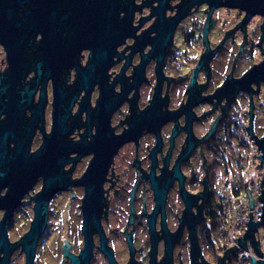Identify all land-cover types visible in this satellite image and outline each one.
Masks as SVG:
<instances>
[{
	"label": "flooded vegetation",
	"instance_id": "1",
	"mask_svg": "<svg viewBox=\"0 0 264 264\" xmlns=\"http://www.w3.org/2000/svg\"><path fill=\"white\" fill-rule=\"evenodd\" d=\"M190 1L63 18L12 72L0 44V264H264L222 203L264 144V4Z\"/></svg>",
	"mask_w": 264,
	"mask_h": 264
},
{
	"label": "water",
	"instance_id": "2",
	"mask_svg": "<svg viewBox=\"0 0 264 264\" xmlns=\"http://www.w3.org/2000/svg\"><path fill=\"white\" fill-rule=\"evenodd\" d=\"M63 0H0V44L6 47L10 61V71L12 72L16 68L17 56L19 51L17 47H20L22 41L27 37V33L31 31L43 32V30H54L58 28L57 24H60L61 19L67 20L70 27H73L78 35L88 30H94L100 34H107L110 29H113V20L116 16L119 5H116L115 0H68L69 5L63 6ZM159 12L163 8L166 0H158ZM217 0H191L187 7H191L193 4H201L208 2L210 5H215ZM255 4H264V0H252ZM249 2L250 1H246ZM244 2V3H245ZM250 5V4H249ZM22 9V15L18 17V11ZM157 9V10H158ZM62 12V18H57V15ZM90 13V15H88ZM57 25V26H56ZM44 33V32H43ZM167 42V38L163 41V44ZM40 63H37L38 73L40 74ZM262 154L258 155L264 163V144H256ZM254 156H256L254 154ZM259 166L261 165L258 164ZM255 171L250 172V178L253 177ZM246 178V187L249 195L250 211L247 215V222H245V232L240 235L236 247L242 246L248 252L246 248L247 240L254 246V250L257 251L259 243L255 238V233L259 227L264 229V178L260 182L261 194L258 195L260 201H263L262 214L260 220L252 219V209L254 205V198L250 194L248 187V180ZM249 254V252H248ZM264 256V255H263ZM252 262L256 264L254 258Z\"/></svg>",
	"mask_w": 264,
	"mask_h": 264
},
{
	"label": "built area",
	"instance_id": "3",
	"mask_svg": "<svg viewBox=\"0 0 264 264\" xmlns=\"http://www.w3.org/2000/svg\"><path fill=\"white\" fill-rule=\"evenodd\" d=\"M254 154L256 156H254ZM262 152L257 149V147L248 148L246 151L247 162L244 167L243 175L241 178L235 180L231 183L223 197V213L229 221V232L228 238L231 244L235 245L237 240L234 238L240 237L245 232V222H247V215L250 211L249 195L245 184L246 178H250V172L255 171L250 180H248V187L250 189V194L252 199L254 198V205L252 209V219L260 220V215L262 214L263 201L261 202L258 198V195L261 194V185L260 182L262 177L264 178V163H262L261 158L258 156ZM261 165L259 166L258 164ZM255 233L256 240L261 238V235L258 232ZM247 250L250 253L252 244L247 240ZM240 250V255L243 258H249L250 254L245 250L244 247L238 246ZM264 255V250H263Z\"/></svg>",
	"mask_w": 264,
	"mask_h": 264
},
{
	"label": "rangeland",
	"instance_id": "4",
	"mask_svg": "<svg viewBox=\"0 0 264 264\" xmlns=\"http://www.w3.org/2000/svg\"><path fill=\"white\" fill-rule=\"evenodd\" d=\"M259 232L261 236H264V229L262 227H259Z\"/></svg>",
	"mask_w": 264,
	"mask_h": 264
}]
</instances>
